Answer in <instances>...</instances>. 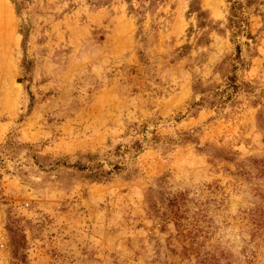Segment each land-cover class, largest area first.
I'll list each match as a JSON object with an SVG mask.
<instances>
[{
    "label": "rangeland",
    "instance_id": "obj_1",
    "mask_svg": "<svg viewBox=\"0 0 264 264\" xmlns=\"http://www.w3.org/2000/svg\"><path fill=\"white\" fill-rule=\"evenodd\" d=\"M0 264H264V0H0Z\"/></svg>",
    "mask_w": 264,
    "mask_h": 264
}]
</instances>
